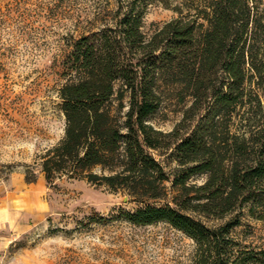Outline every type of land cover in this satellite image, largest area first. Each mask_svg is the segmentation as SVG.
<instances>
[{
    "label": "trees",
    "instance_id": "16d2710c",
    "mask_svg": "<svg viewBox=\"0 0 264 264\" xmlns=\"http://www.w3.org/2000/svg\"><path fill=\"white\" fill-rule=\"evenodd\" d=\"M118 1L115 25L78 39L69 56L72 80L60 90L65 135L42 156L46 180L86 178L127 192L140 204L121 215L184 231L197 242L198 264H264V249L235 253L238 219L211 228L191 214L221 218L246 208L264 220V124L234 128L250 112L253 79L264 83L251 1L204 0L151 36L144 18L156 0ZM165 84L180 101L191 99L170 132L149 122ZM154 151H171L179 167L169 175ZM199 176L202 183L192 181ZM167 181L176 189L171 202L152 203L166 198Z\"/></svg>",
    "mask_w": 264,
    "mask_h": 264
},
{
    "label": "rangeland",
    "instance_id": "374dc122",
    "mask_svg": "<svg viewBox=\"0 0 264 264\" xmlns=\"http://www.w3.org/2000/svg\"><path fill=\"white\" fill-rule=\"evenodd\" d=\"M203 1L152 2L144 33L195 14ZM250 1L264 57V0ZM119 7L118 0H0V264H198L197 242L184 231L168 222L138 225L121 215L140 204L127 192L86 178L63 176L50 184L45 177L42 156L65 135L60 90L72 80L69 56L78 39L114 26ZM257 80L245 108L250 112L235 119V130L264 124V83ZM163 94L149 122L170 132L191 99L180 101L168 84ZM170 152L154 151L169 175L179 167ZM166 184V198L152 203L171 202L176 189ZM191 214L211 228L238 219L230 232L235 253L264 249V220L246 208L221 218Z\"/></svg>",
    "mask_w": 264,
    "mask_h": 264
}]
</instances>
